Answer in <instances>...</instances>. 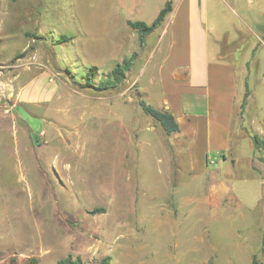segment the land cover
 I'll list each match as a JSON object with an SVG mask.
<instances>
[{
    "label": "rangeland",
    "instance_id": "1",
    "mask_svg": "<svg viewBox=\"0 0 264 264\" xmlns=\"http://www.w3.org/2000/svg\"><path fill=\"white\" fill-rule=\"evenodd\" d=\"M166 1L0 0V264L69 255L87 264H264V149L251 138L264 139V0H196L212 55L240 67L236 135L196 170L189 155L184 164L162 153L147 121L116 116L117 101L145 100L167 47L160 28L142 47L128 22L151 24ZM62 36L72 40L60 44ZM134 54L118 89L86 88L91 67L98 85ZM40 75L60 85L44 109L20 102Z\"/></svg>",
    "mask_w": 264,
    "mask_h": 264
},
{
    "label": "crops",
    "instance_id": "2",
    "mask_svg": "<svg viewBox=\"0 0 264 264\" xmlns=\"http://www.w3.org/2000/svg\"><path fill=\"white\" fill-rule=\"evenodd\" d=\"M160 30L167 47L156 53L160 61L154 78L144 88V101L173 114L180 131L167 135L151 116L143 112L138 100L136 104L134 101H117L116 116L126 122L147 121L148 129L159 134L154 145L168 156L176 155L184 164L189 155L190 167L196 170L197 161L205 163L213 148L229 149L230 140L236 135L235 102L240 67L226 61L217 49L212 55L205 8L196 0L174 2L173 10ZM243 69V73L248 74L244 77L246 83L250 71ZM48 84L53 92L46 88ZM59 87L54 79L48 76L44 79L40 75L22 89L20 102L42 109L51 107ZM71 100L76 102L74 97ZM131 136V143L138 142L136 134ZM220 154L224 155V152Z\"/></svg>",
    "mask_w": 264,
    "mask_h": 264
},
{
    "label": "trees",
    "instance_id": "3",
    "mask_svg": "<svg viewBox=\"0 0 264 264\" xmlns=\"http://www.w3.org/2000/svg\"><path fill=\"white\" fill-rule=\"evenodd\" d=\"M173 10V2L168 0L163 9L159 12L158 16L151 24H147L143 21H129L128 25L131 29L137 32L139 37V42L141 46H145L147 37L159 29L165 22L167 16ZM72 39L67 36H62L59 40L60 44L68 43ZM137 55L134 54L130 58H124L122 62L117 63L115 68L106 75V79L101 78L99 84H96V78L98 75L97 67H91L88 74L85 77L86 88L93 89L96 92H108L119 88V86L126 80L128 72H130L135 64ZM143 112L151 116L164 130L167 135H172L180 131V126L177 123L173 114L169 112H164L154 108L153 106L147 104L144 100L139 102ZM251 138L255 144V148L258 151L264 149V139L260 138L257 134L251 135ZM96 213H104V209H95L93 211ZM111 258L107 257L98 263L93 264H111ZM30 264H38L37 259H32ZM56 264H87L82 260L81 257H73L72 255L67 256L64 259L59 260ZM252 264H258L254 259Z\"/></svg>",
    "mask_w": 264,
    "mask_h": 264
}]
</instances>
